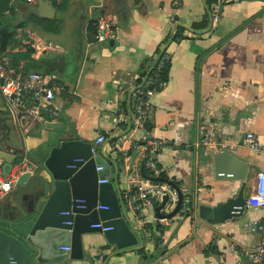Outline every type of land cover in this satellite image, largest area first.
<instances>
[{"label": "crops", "instance_id": "obj_1", "mask_svg": "<svg viewBox=\"0 0 264 264\" xmlns=\"http://www.w3.org/2000/svg\"><path fill=\"white\" fill-rule=\"evenodd\" d=\"M86 1L88 20L98 11L113 19L112 45L93 38L84 40L75 75L61 65L58 55L63 50L58 46L41 56L30 55L35 60L53 56L59 66L52 68L61 67L65 72L51 71L62 85L52 101L53 121L60 122V127L45 128L36 116L18 118L0 101V167L23 160L24 172L30 174L0 199V224L13 229L40 208L42 202L36 199L40 190L33 188L32 176L37 161L58 140L79 138L91 144L93 153L110 160L112 184L104 187L107 206L101 208L111 216H123L137 238L125 249H117L103 233H85L81 235L82 259L58 264H103L105 258L104 264L244 262L235 249L253 246L258 235L242 224L260 218L261 208H245L221 225H209L190 215L179 221L177 216L158 219L148 209L138 219L128 192L132 180L140 177L145 151L141 137L145 135L160 142L155 161L167 178L179 183L183 195L213 202L223 200L225 188L237 190L240 181L213 178L211 158L224 150L246 165L243 197H249L256 173L264 171V150L242 143L251 132L264 144V0H218L211 5L215 18L206 31L190 27L202 17L204 0ZM19 2L11 0L13 7ZM23 5L25 13L33 14L34 0H24ZM177 27L184 37L164 44L169 54L166 82L149 98L143 127L134 126L128 117V96L139 78L138 65L153 57ZM44 68L41 64L37 70ZM123 113L124 120L117 122ZM205 130L210 132L209 143L194 144ZM99 134L104 140L96 144ZM14 158L19 160L13 163ZM50 188L46 183L43 198ZM117 226L119 233L126 232L121 222Z\"/></svg>", "mask_w": 264, "mask_h": 264}, {"label": "water", "instance_id": "obj_2", "mask_svg": "<svg viewBox=\"0 0 264 264\" xmlns=\"http://www.w3.org/2000/svg\"><path fill=\"white\" fill-rule=\"evenodd\" d=\"M54 12L55 8L50 0H34V16L52 19ZM87 17L86 0H68L56 30L47 31L41 27L34 30L44 42L63 50L58 56L61 65H65L70 75L76 74L82 57ZM172 37L173 32L170 34L171 39ZM108 43L112 45V40ZM164 49L165 45L159 53ZM53 70L65 74L61 67L44 68L43 72L47 74ZM60 125L58 121L44 122V127L52 130L58 129ZM58 141L57 145L50 146L47 154L37 161L32 175L36 182L33 188L40 190L39 194H36V199L40 198L39 201L42 202L40 208L13 229L0 224V264H58L67 259L80 260L83 257L81 235L100 232L98 227L90 226L100 221L102 225L111 227L103 234L107 242L114 244L117 249H125L124 247L136 241L137 234L124 221L123 216H111L108 210L101 208L107 206L103 200L106 198L104 187H111L112 184L108 165L110 160L101 154L93 153L88 141L79 138ZM211 163L215 180H237L240 184L235 191L231 187L222 190L223 200L212 202L204 198L199 202L194 194H187L189 197L183 195L169 178L146 175L141 160V177L164 183L175 193V202L167 212L162 211L167 193L162 194L160 202L153 209L155 218H171L182 206L185 207L184 218L190 215L193 219L209 225H221L238 217L243 211V188L247 167L236 156L224 150L213 155ZM98 166L100 169L96 170ZM8 168L9 164H4L3 172ZM29 176V172L22 173L14 187L21 186ZM103 178L106 182H97ZM46 183L50 184L51 188L43 198ZM115 217H118L117 220ZM117 222L125 225V233H119ZM105 261L106 258L103 264Z\"/></svg>", "mask_w": 264, "mask_h": 264}, {"label": "built area", "instance_id": "obj_3", "mask_svg": "<svg viewBox=\"0 0 264 264\" xmlns=\"http://www.w3.org/2000/svg\"><path fill=\"white\" fill-rule=\"evenodd\" d=\"M26 1L30 2L31 0ZM214 18L213 14L211 19ZM90 21L95 30L93 39L98 42L109 41L113 36V19L104 12L98 11ZM168 60V53L162 55L159 58L157 68H161L163 63ZM164 84L165 81L159 80L155 74L147 80L144 78L141 84L133 87L129 96L132 108L130 113L128 112V117L134 126L143 127L149 109V98L160 90ZM61 88L62 85L58 82L55 72L45 74L41 70L23 71L21 70V66L13 68L9 56L0 55V98L2 103L16 117L29 118L36 116L42 122L53 121L56 111L53 108L52 101L55 93L59 92ZM124 118V113L119 114L117 122L123 121ZM209 135L210 132L205 130L194 144L207 145L209 143ZM103 140V136L99 134L95 139V143L100 144ZM141 141L144 143L145 150L142 157L143 170L148 176H158L161 169L155 161V154L161 144L159 141L149 139L145 135L141 137ZM242 143L253 150H264V144L261 146L251 132L245 134ZM95 169L98 170L100 167L98 166ZM24 171L25 164L23 160L10 166L6 172H3V169L0 167V199L14 188L17 178ZM97 182L104 183L106 179H98ZM164 193H167V200L162 211L167 212L175 202V193L168 185L151 181L141 176L136 180H132L128 197L131 209L137 218L141 219L143 210H153L160 202L161 196ZM251 206L261 208L263 211L262 216L245 221L242 227L248 232L257 234L258 240L251 247L235 249V255L239 259H244V262L237 261L235 264H264V171L256 173L252 192L244 200L243 209ZM184 211L185 207L182 206L173 217L177 216V221L181 220ZM90 226L98 227L101 233L111 229L110 226L102 225L101 221Z\"/></svg>", "mask_w": 264, "mask_h": 264}, {"label": "trees", "instance_id": "obj_4", "mask_svg": "<svg viewBox=\"0 0 264 264\" xmlns=\"http://www.w3.org/2000/svg\"><path fill=\"white\" fill-rule=\"evenodd\" d=\"M52 5L57 11L62 12L65 8V5L68 0H59V2H56V0H50ZM218 0H204V6L205 11L197 22H192L190 24V27L193 31H206L209 23L211 21L212 17V8L211 5L213 3H216ZM14 16V7L11 4V0H0V51L2 52L6 48L10 51L9 52V58L10 63L13 68H16L18 66H21V70L27 71V70H37L39 67L35 65V63H40L39 60L32 59L30 55L33 53V49L29 46L24 44V41L28 40V35L26 32H17L18 29H22L27 25L29 21L34 22L38 25V27L43 28L44 30H56V26L59 23L60 18H52L50 20H42L33 14H29L26 20H22L18 23L12 24V18ZM181 28L177 27L175 29V32L173 33L172 39L170 38V35L167 36L163 40V45L171 40L176 41L179 38H183L184 36H181L180 32ZM95 33L93 25H91V21L87 20V25L85 28V40H89L93 38V35ZM17 46H20L17 48ZM156 48L155 54L153 57L145 58L143 59L139 65H138V74L139 78L137 79V83L141 84V80L143 77L146 78V80L150 77H153L155 74L159 78V80H163L166 82L167 79V71L169 66V60L167 62L163 63V66L161 68H157V64L159 62V58L166 54L167 51L164 49L161 53H159L160 49L162 48ZM131 101L129 103L128 112L131 111ZM19 158H14L12 160L13 163L17 162ZM159 177L167 178L162 172L158 175ZM171 180V179H170ZM176 186L179 187V183L177 181L171 180Z\"/></svg>", "mask_w": 264, "mask_h": 264}, {"label": "rangeland", "instance_id": "obj_5", "mask_svg": "<svg viewBox=\"0 0 264 264\" xmlns=\"http://www.w3.org/2000/svg\"><path fill=\"white\" fill-rule=\"evenodd\" d=\"M19 5L16 7H14V16H13V20L11 21L12 24L18 23L22 20H26L27 17L29 16V14L25 13V7L23 5L24 0H19ZM98 1V0H97ZM56 2H59V0H56ZM16 8V9H15ZM61 12L60 11H56L55 13V17L56 18H60ZM89 17V16H88ZM87 17V20H88ZM92 18V17H91ZM17 32H26L28 35V40L24 41V44L29 45L32 49H33V53L32 54H39L40 56L42 54H45L47 52H50L51 50H57L59 48H57V46H54L53 44L49 43V42H44L41 38H36L35 39V32H34V26H32L30 24V22L27 23V25L25 27H23L22 29H18ZM41 40V41H40ZM40 41V42H39ZM20 46H17V48H19ZM9 50L6 48L5 50H3L2 52L0 51V55L3 56H9ZM42 53V54H41ZM35 65H37V67H41L40 63H35ZM1 101V98H0Z\"/></svg>", "mask_w": 264, "mask_h": 264}, {"label": "flooded vegetation", "instance_id": "obj_6", "mask_svg": "<svg viewBox=\"0 0 264 264\" xmlns=\"http://www.w3.org/2000/svg\"><path fill=\"white\" fill-rule=\"evenodd\" d=\"M56 11L57 10L55 9L54 15H55ZM27 14H31V13L28 12ZM29 22L32 26H34V30L36 27H38V25L36 23L31 22V21H29ZM49 31H52V30H49ZM38 60H39L40 64H43L44 67L46 66V68H52L54 66H59V61H56L55 59H53V56L42 57V58H39Z\"/></svg>", "mask_w": 264, "mask_h": 264}]
</instances>
